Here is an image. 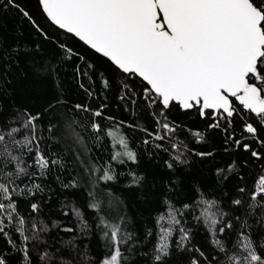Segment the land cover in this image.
<instances>
[{
	"label": "snow or ice",
	"instance_id": "1",
	"mask_svg": "<svg viewBox=\"0 0 264 264\" xmlns=\"http://www.w3.org/2000/svg\"><path fill=\"white\" fill-rule=\"evenodd\" d=\"M34 5L0 0V264H264V0Z\"/></svg>",
	"mask_w": 264,
	"mask_h": 264
},
{
	"label": "trees",
	"instance_id": "2",
	"mask_svg": "<svg viewBox=\"0 0 264 264\" xmlns=\"http://www.w3.org/2000/svg\"><path fill=\"white\" fill-rule=\"evenodd\" d=\"M19 2L25 6L29 11H33L34 12V0H19ZM10 24L12 23H16L18 27L21 28V30H24L26 28V26H21L19 25V21L16 18H13L12 20L9 21Z\"/></svg>",
	"mask_w": 264,
	"mask_h": 264
}]
</instances>
